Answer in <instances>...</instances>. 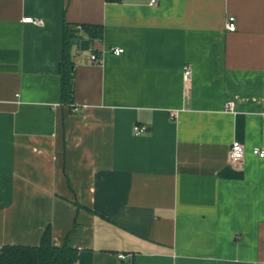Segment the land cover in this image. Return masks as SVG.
I'll use <instances>...</instances> for the list:
<instances>
[{
    "label": "crops",
    "instance_id": "crops-1",
    "mask_svg": "<svg viewBox=\"0 0 264 264\" xmlns=\"http://www.w3.org/2000/svg\"><path fill=\"white\" fill-rule=\"evenodd\" d=\"M156 1L0 0V249L49 229L76 264H264V0Z\"/></svg>",
    "mask_w": 264,
    "mask_h": 264
},
{
    "label": "trees",
    "instance_id": "trees-1",
    "mask_svg": "<svg viewBox=\"0 0 264 264\" xmlns=\"http://www.w3.org/2000/svg\"><path fill=\"white\" fill-rule=\"evenodd\" d=\"M107 3H121L125 0H105ZM91 39L102 37V27L82 25L79 27ZM74 35L68 25L64 26L63 52L59 65L61 82V103L70 106L73 97V62L70 49ZM78 251L65 242L61 247L53 246L49 229H46L41 243L36 247L4 246L0 249V264H76Z\"/></svg>",
    "mask_w": 264,
    "mask_h": 264
},
{
    "label": "built area",
    "instance_id": "built-area-1",
    "mask_svg": "<svg viewBox=\"0 0 264 264\" xmlns=\"http://www.w3.org/2000/svg\"><path fill=\"white\" fill-rule=\"evenodd\" d=\"M149 4L151 6H154L157 4V1L156 0H150ZM25 22L30 23V24H34L37 26H41L43 24L42 21H40V20H32V19H26ZM226 29L228 32H231V33L236 31V24H235V18L234 17H228L227 18ZM123 52H124L123 49H120V48H114L111 50V53L114 56H120ZM90 59L95 64L101 63L100 57H98L96 55H91ZM192 73H193V71H192V67L190 65H185L183 67V79H184L185 83L191 82ZM72 108H73V111H76L75 107H72ZM225 109L228 112L232 113L233 112V104L231 102L226 103ZM144 132H145L144 128H140V127H134L133 128V133L136 136L141 135ZM252 154L261 158V159L264 158V152L261 151L260 149H257V148L253 149ZM244 155H245V149L241 144H239L237 142H234L231 144L230 149H229V154H228V159H229L231 164H233L235 166L240 164L244 158ZM119 259L124 260L125 257L120 255Z\"/></svg>",
    "mask_w": 264,
    "mask_h": 264
}]
</instances>
